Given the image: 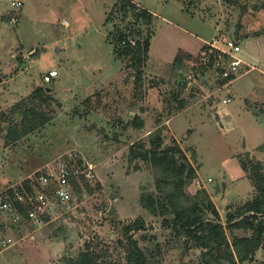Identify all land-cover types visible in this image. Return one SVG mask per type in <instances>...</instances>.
I'll list each match as a JSON object with an SVG mask.
<instances>
[{"label":"rangeland","instance_id":"obj_1","mask_svg":"<svg viewBox=\"0 0 264 264\" xmlns=\"http://www.w3.org/2000/svg\"><path fill=\"white\" fill-rule=\"evenodd\" d=\"M11 1L0 0V190L70 151L93 165L95 177L90 190L80 185L69 206L50 209L42 223H20L0 209V242H9L0 247V264H73L85 251L93 264H127L123 227L137 217L145 229L132 235L150 264H201L200 248H186L161 216L140 205L143 191L157 192L159 172L130 161L129 148L138 141L148 147L157 132L163 146L176 140L197 169L186 192L204 188L223 224L256 194L239 158L260 160L264 170V0H132L150 12L149 23H135L136 10H122L120 0ZM137 30L139 41L150 37L139 67L118 55L116 43L123 33L135 45ZM178 49L198 60L174 67ZM232 58L241 62L223 82ZM52 69L57 74L46 80ZM37 87L48 89V103L30 97ZM29 106L49 120L7 141L9 128L28 121ZM249 118L261 139L246 134ZM225 232L230 239L250 234ZM263 261L261 246L238 264Z\"/></svg>","mask_w":264,"mask_h":264},{"label":"trees","instance_id":"obj_2","mask_svg":"<svg viewBox=\"0 0 264 264\" xmlns=\"http://www.w3.org/2000/svg\"><path fill=\"white\" fill-rule=\"evenodd\" d=\"M122 10L135 11V23L140 19L149 23L151 14L148 10L139 8L132 0H120ZM264 8V6H263ZM138 11V12H137ZM140 32L133 33L136 38L135 45L129 42L126 34L118 33L116 43L119 44L118 55L130 56L132 64L136 67L142 63V55H146L149 48V36L139 41ZM197 61L191 52L178 49L173 58L172 65L181 67L185 61ZM230 74L228 78H233ZM47 88L37 87L30 97L38 98L43 102L50 100ZM179 108L184 101L180 100ZM20 105H17L19 107ZM23 114L27 122L17 129L13 127L7 130L6 140L16 141L23 135L37 129L49 119L34 106L26 107ZM136 127L142 126V120L138 116L133 117ZM147 147L144 142H134L129 148V159H142L155 168L159 174L155 179L157 192L143 191L140 194V205L152 215L162 217V225L170 228L182 238L186 248H200L201 264H238L252 259L259 247L264 246V170L260 160L239 158L242 169L247 172L248 178L255 187L256 194L225 217L222 223L220 214L203 188L194 195L186 192L185 186L197 177V169L193 166L179 143L173 139L171 145L163 146V138L159 132L155 133L149 140ZM29 180H24L27 183ZM88 190L91 186L84 182ZM75 191L82 192V187L76 183ZM21 210H23L21 208ZM211 211L212 217H206L207 211ZM49 217L47 216V219ZM47 219L45 221H47ZM145 229L142 217L127 223L124 227L126 235L125 259L127 264H150L148 256L138 246L137 240L133 238L132 232ZM225 229L232 232L242 229L250 232L249 235L232 234L231 239L227 237ZM94 256L88 251L80 252L73 264H93ZM264 264V261L261 262Z\"/></svg>","mask_w":264,"mask_h":264},{"label":"built area","instance_id":"obj_3","mask_svg":"<svg viewBox=\"0 0 264 264\" xmlns=\"http://www.w3.org/2000/svg\"><path fill=\"white\" fill-rule=\"evenodd\" d=\"M11 4L13 7H20L22 0H12ZM231 46L232 49H239L236 43H232ZM240 62L239 58H232L228 62V70H224L221 77L226 78L230 74H235ZM56 74L57 71L52 69L44 78L49 80ZM92 170L93 165L86 160L83 161L76 151L64 152L52 165L36 170L17 183L0 190V209L9 214L14 221L21 223L36 220L42 223L49 216L50 209L69 206L76 183L90 184L94 180ZM26 179L29 180L27 183L24 182ZM9 240L10 238H7V241ZM8 243L6 239H2L0 247Z\"/></svg>","mask_w":264,"mask_h":264},{"label":"crops","instance_id":"obj_4","mask_svg":"<svg viewBox=\"0 0 264 264\" xmlns=\"http://www.w3.org/2000/svg\"><path fill=\"white\" fill-rule=\"evenodd\" d=\"M185 50V49H184ZM188 51V50H187ZM241 101V103L243 104V108L242 107H238V110L239 109H241L242 108V111L243 112H245L246 111V113L244 114V115H246V114H250V110H248V108H246V106H245V103L243 102V100L241 99L240 100ZM242 106V105H241ZM250 119V121L249 122H246V129H248V130H246V134L247 133H250V131L252 130V133L254 134V136H256V137H258V139H261V135H260V132L258 131V129L255 127V125H254V119H252V118H249ZM234 121V119H231V122H233ZM237 125V124H236ZM256 134V135H255ZM255 141H257V140H255ZM253 146V145H252ZM246 181H247V183H246V185H248V187H253V185L250 183V181H249V179H245ZM249 182V183H248ZM245 184V183H244Z\"/></svg>","mask_w":264,"mask_h":264},{"label":"water","instance_id":"obj_5","mask_svg":"<svg viewBox=\"0 0 264 264\" xmlns=\"http://www.w3.org/2000/svg\"><path fill=\"white\" fill-rule=\"evenodd\" d=\"M82 83L83 84H88L89 80L85 76H82Z\"/></svg>","mask_w":264,"mask_h":264}]
</instances>
